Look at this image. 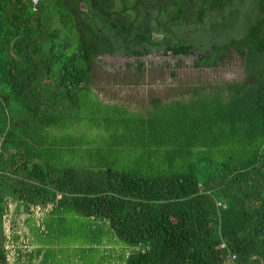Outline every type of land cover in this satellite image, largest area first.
<instances>
[{
    "label": "trees",
    "instance_id": "16d2710c",
    "mask_svg": "<svg viewBox=\"0 0 264 264\" xmlns=\"http://www.w3.org/2000/svg\"><path fill=\"white\" fill-rule=\"evenodd\" d=\"M226 5L242 7L229 45L245 76L123 120L164 149L166 170L149 175L69 164L54 134L93 85L95 54L64 0H0V264H49L61 237L75 264L103 263L112 244L133 246L125 264H264V0Z\"/></svg>",
    "mask_w": 264,
    "mask_h": 264
},
{
    "label": "flooded vegetation",
    "instance_id": "af4514ba",
    "mask_svg": "<svg viewBox=\"0 0 264 264\" xmlns=\"http://www.w3.org/2000/svg\"><path fill=\"white\" fill-rule=\"evenodd\" d=\"M64 3L67 13L76 21L77 41L95 54L93 72L98 67L107 74H121L116 79L119 81L109 82L120 87L117 92L124 99L119 101L125 105H137L143 100L148 108L152 98L160 99L154 95L136 99L132 92L126 93L138 89L140 94L141 86H152L150 81H144L149 70L162 71L165 65L177 70L183 65L198 78L174 75L170 81H234L228 74L202 77L200 73L232 67L234 59L238 67L242 66L243 57L237 50L242 47L229 45L232 38L241 42L235 31L242 7H237L235 18L229 17L226 0H64Z\"/></svg>",
    "mask_w": 264,
    "mask_h": 264
},
{
    "label": "rangeland",
    "instance_id": "374dc122",
    "mask_svg": "<svg viewBox=\"0 0 264 264\" xmlns=\"http://www.w3.org/2000/svg\"><path fill=\"white\" fill-rule=\"evenodd\" d=\"M245 61L243 59L241 68L238 67L236 60H233L232 67L223 68L216 71H204L202 77L217 76L220 73L228 74L234 81H170L169 78L175 75V78H198L192 70L181 65L179 69L172 70L170 66L165 65V69L158 71L155 69L149 70L147 80L152 83V86H141L143 92L139 94V90L135 89L131 92L136 99H145L146 97L159 96L161 103H171L174 89L176 94L180 90H185L188 86L200 87L202 85L221 86L226 82L234 83L239 82L245 76ZM121 74L118 72L107 74L106 71L98 68L94 69L93 84L89 90L81 92L78 98L77 112H69L65 116L68 118L64 128L59 129L54 134V139L59 142L64 151L69 154L66 160L70 165L80 167L92 161L96 165L102 164L111 165L116 170L138 171L142 174L155 175L166 170V163L164 161V149L152 146L151 151L146 146L139 145L142 142L139 135L129 126L123 128V120L126 117H136L138 115L131 114L125 116L124 111L126 106L118 104V100H123L124 97L120 96L121 92H110L107 96L109 81H119ZM158 78V79H156ZM149 79V80H148ZM235 79H238L235 81ZM143 81V80H142ZM111 88H120L111 86ZM151 89H155L156 93H151ZM168 89V90H167ZM161 92V93H160ZM104 93V94H102ZM156 94V95H155ZM174 94V96H176ZM117 101V102H115ZM137 104V110L144 113L146 103L141 100ZM124 133V135H123ZM140 139V140H139ZM124 141L127 142L124 144ZM84 229H87L83 226ZM74 232L81 231L82 228L75 225L72 229ZM58 246L64 247L62 252L63 257L60 255ZM51 256L49 264H75L76 260L74 247L68 246L67 239L61 237L58 244L52 241L48 245ZM107 248L110 251L105 252L103 249L99 254L94 255V259L100 264H125L129 253L134 250L133 246L112 244ZM13 249V248H12ZM60 255L59 257L57 255ZM69 254V255H68ZM65 255L70 258L69 262ZM11 258V257H10ZM104 258V259H103ZM106 258V259H105Z\"/></svg>",
    "mask_w": 264,
    "mask_h": 264
},
{
    "label": "crops",
    "instance_id": "0c3cea01",
    "mask_svg": "<svg viewBox=\"0 0 264 264\" xmlns=\"http://www.w3.org/2000/svg\"><path fill=\"white\" fill-rule=\"evenodd\" d=\"M95 84H93V86H94ZM111 86H114V84H109L108 86H107V89H105L104 91H107V93H106V95L108 96L109 95V93L110 92H113V90H114V92H117V91H119L118 90V88L116 89V88H111ZM116 87V86H115ZM127 92H131V91H126V93ZM123 93H125V92H123ZM102 94H104V93H102ZM119 101V100H118ZM115 102H117V101H115ZM118 104H121V105H123V104H125V103H123V102H117ZM134 104H136V103H133V104H131L130 106L129 105H123V106H126V110H128L129 112H132V113H134V114H141V112L140 111H138L137 110V105H134ZM124 111V110H123Z\"/></svg>",
    "mask_w": 264,
    "mask_h": 264
},
{
    "label": "built area",
    "instance_id": "2783aa9c",
    "mask_svg": "<svg viewBox=\"0 0 264 264\" xmlns=\"http://www.w3.org/2000/svg\"><path fill=\"white\" fill-rule=\"evenodd\" d=\"M32 5L34 6V8L36 7V5L38 4L39 0H30ZM219 205V203H218ZM221 247H224V245L222 244Z\"/></svg>",
    "mask_w": 264,
    "mask_h": 264
}]
</instances>
